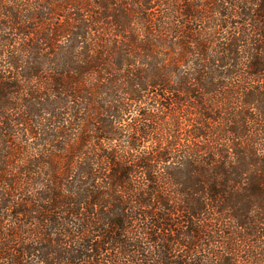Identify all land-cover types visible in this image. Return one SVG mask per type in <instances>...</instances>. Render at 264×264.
Wrapping results in <instances>:
<instances>
[{"label":"trees","instance_id":"1","mask_svg":"<svg viewBox=\"0 0 264 264\" xmlns=\"http://www.w3.org/2000/svg\"><path fill=\"white\" fill-rule=\"evenodd\" d=\"M0 264H264V0H0Z\"/></svg>","mask_w":264,"mask_h":264}]
</instances>
